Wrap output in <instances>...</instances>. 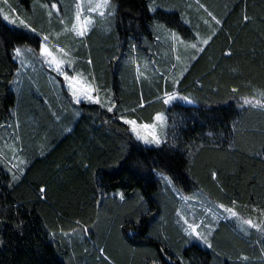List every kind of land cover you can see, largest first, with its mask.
Masks as SVG:
<instances>
[{
	"label": "trees",
	"instance_id": "16d2710c",
	"mask_svg": "<svg viewBox=\"0 0 264 264\" xmlns=\"http://www.w3.org/2000/svg\"><path fill=\"white\" fill-rule=\"evenodd\" d=\"M7 1L41 32L62 27L53 3L73 26L77 0ZM110 2L77 51L103 103L74 102L44 72L18 74L15 50L40 38L0 14V264H264V0ZM159 113V146L119 119ZM13 150L22 173L5 160ZM177 191L209 222L205 207L223 205L260 227L218 218L203 246Z\"/></svg>",
	"mask_w": 264,
	"mask_h": 264
},
{
	"label": "rangeland",
	"instance_id": "374dc122",
	"mask_svg": "<svg viewBox=\"0 0 264 264\" xmlns=\"http://www.w3.org/2000/svg\"><path fill=\"white\" fill-rule=\"evenodd\" d=\"M107 2L108 4H112L110 0H107ZM89 4L91 5L95 4L100 6L104 4V0L103 1L91 0ZM20 6L24 8V11L27 14L28 12L25 8V5L21 3ZM57 8L59 9L58 5ZM49 9H50V13H48L50 15L48 17L49 20L50 21L54 20V18L59 20L62 27L60 29H55L54 26L50 25L49 26L50 29L48 33H46V32H41L40 30L33 27L22 14L17 13V11H15V9L9 5L7 0H0V14L2 15L3 19L5 15H8L9 19H16L18 17L19 19L24 20L25 23L29 24L32 28H35L36 32L33 33L26 28L19 27L17 25H12L11 23H9L8 20L4 19V21L8 25L25 30L40 38L39 42L34 43V45L30 47L18 48L19 52L15 50V60L19 63V70L17 73L25 74L28 71H30L31 73L44 72L46 74H49L48 76L58 86L65 88L71 94L74 102L78 103L82 101H95L96 98L98 97L100 103H103V93L100 94L98 92L97 87L87 77L86 73L84 72V69L82 68L81 59L77 55L78 48L82 45L81 40L84 37L85 33L90 28V20L92 22L94 18L80 16L82 15L81 11H83L84 9V2L82 1H78L76 3V7L74 8L75 17L72 27L68 24L69 18L65 13L62 15L60 10L57 11V9L52 8V4L49 6ZM77 16H79V19H77ZM81 28L84 31L83 36L77 34L78 29ZM44 36L48 37L47 41L43 40ZM44 46H47L48 52L50 54H46L43 51ZM61 49H63V51H61ZM179 61L181 63V59L177 58V62ZM57 63H59L60 65V70L57 69ZM50 71L53 72L54 74L51 73ZM184 73L185 70H183L182 75H184ZM58 76H60V78ZM65 76L70 77V79H65ZM135 77L138 80L148 77L142 65L135 64ZM81 89H91L92 91L89 92V95H91L93 99L89 100L85 95L82 94ZM74 91L77 93V95L75 96L73 95ZM171 95L174 97V99L169 101L168 102L169 104L175 103L177 101H183V99L180 100L178 94L173 93ZM106 103L108 105V102ZM156 116L154 121L151 123H140L138 121L137 123L152 125L153 127L151 131L154 132L156 137L161 141L159 145H162L168 138L169 124H168L167 116L164 113H159L160 116L159 120L156 119ZM141 136H147L149 140V142L146 143L144 139H139L145 145L150 147L159 146L154 142H151L152 137L148 136V130H143L141 132ZM13 158L17 160V162ZM13 158L10 159L8 156H5V160L8 161L11 167H13L18 173H22L24 171V167L19 165V163H21V159L18 151L13 150ZM162 176L163 179H165V181L167 180L170 182V184H172L168 176L166 175H162ZM177 195L179 198H182L184 203L183 206L179 209V216L181 221L185 223L184 225L185 231L190 236L198 238L199 239L198 243L203 246H207V245L195 233L197 232L200 233L201 236L207 238V242L209 244H212L211 239L213 234V225L211 223L218 220V218H226V217L227 219L232 218L237 223H239V225L241 226L244 225L247 226L248 228L260 227L259 223L257 224L256 221L243 218L239 216L234 209L227 208L224 206L222 208L220 207L221 205L218 208L219 211L210 207L209 208L205 207L206 213L210 214L209 216H211V221L209 222L206 216L200 217L198 215V209L201 207V205H200V200L197 197L192 198L190 197V195H187L180 191H177ZM225 209H232L236 213V216H232L231 213L226 212ZM246 221H251L252 223L249 224L246 223Z\"/></svg>",
	"mask_w": 264,
	"mask_h": 264
},
{
	"label": "snow or ice",
	"instance_id": "6c2138e0",
	"mask_svg": "<svg viewBox=\"0 0 264 264\" xmlns=\"http://www.w3.org/2000/svg\"><path fill=\"white\" fill-rule=\"evenodd\" d=\"M100 6H107V0H104V4H102ZM52 8L57 9V11H59V9L57 8V5L56 4H52ZM152 10L155 11L156 9L153 8ZM4 19L5 20H8L9 23H11L12 25H17L19 27L26 28V29L30 30L31 32H33V33L36 32V29L35 28H32L29 24L25 23L24 20H21L18 17L16 19H9V16L8 15H5L4 16ZM77 19H79V16H77ZM243 20L249 21L250 20V17L247 16V15H244L243 16ZM217 23H220V21H217ZM77 34L80 35V36H83L84 35L83 29L82 28L81 29H78ZM209 39H211V37H209ZM43 40L44 41H47L48 40V37L47 36H44L43 37ZM203 43L207 44L208 43V40H204ZM192 47L195 48L196 45L193 44ZM16 51L19 52V49L17 48ZM43 51L46 54H50L48 52L47 46H44ZM61 51H63V49H61ZM228 54L230 55L231 53H228ZM57 69L60 70L59 63H57ZM65 79H70V77L65 76ZM174 82L178 83L179 81H174ZM90 91H92V90L91 89H81L82 94L85 95L89 100H92L93 97L91 95H89V92ZM73 95L75 96V95H77V93L74 91L73 92ZM165 97H166V99L164 100L165 103H168L169 101H171V100L174 99V97L171 94H169V93H165ZM183 99H186L187 100V97H183ZM95 102L96 103H100L98 97L96 98ZM245 102L248 103L249 101H245ZM114 108H115V105H112V106H110L108 108V111L109 112H112L114 110ZM119 119L122 120L124 122V124L130 126V132L132 134H135V136L138 139H144L146 143L149 142L147 136H141V132L143 130H148V136H151L152 137V141L151 142H154L157 145H159L161 143V141L156 137L155 133L151 131V129L153 127L152 125H149V124H138L136 119H129V118H125L124 116H120ZM156 119L157 120L160 119L159 114L156 116ZM40 191H41V193H43V192L46 191V189L41 188ZM220 207L223 208V205H221ZM225 211L231 213L232 216H236V213L232 209H225ZM246 223L251 224L252 222L251 221H246ZM189 227H192V226H189ZM193 231H194V229H193ZM195 234L201 240H203L205 242V244L207 245V247H209V248L212 247V245L207 242V238L206 237L201 236L200 233H198V232L195 233Z\"/></svg>",
	"mask_w": 264,
	"mask_h": 264
},
{
	"label": "crops",
	"instance_id": "0c3cea01",
	"mask_svg": "<svg viewBox=\"0 0 264 264\" xmlns=\"http://www.w3.org/2000/svg\"><path fill=\"white\" fill-rule=\"evenodd\" d=\"M78 1H82L84 2V9L83 11H81V14L80 16H83V17H91V18H94V20H90V28L89 30L85 33L84 36L87 35V33H89V31L91 30L92 26L95 24V19L96 18H102V17H106L110 14H112V10L109 9V4L107 2V6H98V5H91L89 4V2L91 0H77ZM99 1H103V0H99ZM61 12V10H60ZM74 17H75V10H74ZM74 23V22H73Z\"/></svg>",
	"mask_w": 264,
	"mask_h": 264
}]
</instances>
